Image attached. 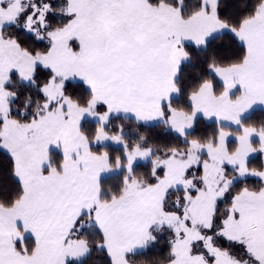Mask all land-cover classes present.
<instances>
[{
	"label": "snow or ice",
	"instance_id": "1",
	"mask_svg": "<svg viewBox=\"0 0 264 264\" xmlns=\"http://www.w3.org/2000/svg\"><path fill=\"white\" fill-rule=\"evenodd\" d=\"M0 264H264V0H0Z\"/></svg>",
	"mask_w": 264,
	"mask_h": 264
},
{
	"label": "trees",
	"instance_id": "2",
	"mask_svg": "<svg viewBox=\"0 0 264 264\" xmlns=\"http://www.w3.org/2000/svg\"><path fill=\"white\" fill-rule=\"evenodd\" d=\"M163 243H164V242H163V241H161V245H163ZM165 254H166V250H165Z\"/></svg>",
	"mask_w": 264,
	"mask_h": 264
}]
</instances>
